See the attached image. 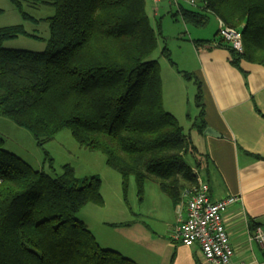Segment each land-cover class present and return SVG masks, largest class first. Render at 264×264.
Returning a JSON list of instances; mask_svg holds the SVG:
<instances>
[{"label":"trees","instance_id":"obj_1","mask_svg":"<svg viewBox=\"0 0 264 264\" xmlns=\"http://www.w3.org/2000/svg\"><path fill=\"white\" fill-rule=\"evenodd\" d=\"M197 9L179 8L187 24L205 26L210 14L243 34L239 51L218 31L213 39L242 60L264 64V0H198ZM23 17L37 18L25 4L52 5L49 35L25 25L0 27V116L28 129L44 145L63 128L91 150L102 151L123 179L134 176L141 193L155 179L174 203L198 181L206 154L163 101L161 65L152 58L159 47L147 12V0H11ZM43 39L41 51L5 47L20 36ZM161 54L172 64L169 48ZM188 78L191 75H187ZM194 126L207 127L203 92ZM194 158L192 166L186 156ZM34 168L5 148L0 136V264H140L104 247L78 217L89 203L104 204L99 175L79 179L71 164L56 171ZM129 225L130 222H124ZM257 224L252 225L255 230Z\"/></svg>","mask_w":264,"mask_h":264},{"label":"crops","instance_id":"obj_2","mask_svg":"<svg viewBox=\"0 0 264 264\" xmlns=\"http://www.w3.org/2000/svg\"><path fill=\"white\" fill-rule=\"evenodd\" d=\"M160 1L163 0H151L155 15L160 12L157 8ZM217 21L219 23V18ZM184 24L186 26L187 23L184 21ZM183 37L181 34L177 36L180 53H170L176 65L162 55L167 64H164L165 71L161 67V74L162 79L164 73L168 80L171 78L175 86L187 87L178 66L190 73L189 83L195 93L198 83L201 85L206 128L214 131L206 134L193 128L201 135L202 150L190 132L199 151L206 154L204 161L194 170L209 184L212 200L238 197L223 216L234 249L233 262L264 264L263 246L250 239L253 224L264 228V64L242 60L237 67L233 65L227 48L218 46L216 42L195 43L197 40H210L209 37H193L192 33L186 40ZM183 43L188 44L187 48H182ZM182 100L179 98L176 102L174 97L171 103L174 107L166 108L163 79L165 108L172 114L178 115L177 111H180L188 117L185 99ZM176 103L182 109H173ZM187 190H184L181 201L166 206L160 225L152 226L138 219L104 221L105 225H112L118 235L116 240L112 237L106 239V247L116 249L140 264H213L205 258L199 245L187 246L174 238L181 217L184 219L187 215ZM168 212L170 217L166 215ZM124 222L130 224L123 225Z\"/></svg>","mask_w":264,"mask_h":264},{"label":"rangeland","instance_id":"obj_3","mask_svg":"<svg viewBox=\"0 0 264 264\" xmlns=\"http://www.w3.org/2000/svg\"><path fill=\"white\" fill-rule=\"evenodd\" d=\"M147 2L150 22L156 30L161 32L159 34V47L152 58L159 61L164 71L166 68L164 64H167L161 54L164 45L169 48L170 53L172 51L174 55H178L180 53L178 35H183L185 40L189 38V33H192L193 37H209V39H213L217 33L216 31H218L219 23L214 14H210L208 24L203 27H195L190 24H186V27L176 1H160L157 4V8L160 10L158 15H155V8L151 9V0H147ZM178 2L188 8H198L197 5H192L185 0H178ZM25 10L37 18L41 17L44 19L39 23L27 20L11 0H0V27L23 24L30 33L47 37L49 35V23L46 18L54 15L55 8L48 4L33 6L26 3ZM4 46L41 51L47 47V42L43 39L23 35L6 41ZM182 46L185 49L188 44L183 43ZM177 68L185 76L184 83L187 87L175 86L172 83L173 80L171 78L168 80L164 73L166 108L170 110V108L174 107L171 104L174 102V97L176 102L179 98L181 102H183V98L185 99L189 116L186 117L180 111H177L178 115L174 114L183 124L185 133L191 132L199 149L202 150L204 146L200 141L201 135L193 130L195 122L199 121L198 115L201 113V107L198 106L196 100L198 90L195 93L193 86L189 83L190 78L187 75H190V73L179 69L178 66ZM202 102L204 104L203 97ZM203 108L205 109L204 105ZM173 109L182 108H179V104L176 103ZM0 136L5 139V148L7 150L18 154L34 168H44L46 171H53L50 163V158H53V165L58 172L62 171L63 165L69 163L75 168L76 175L81 180L94 175L100 176L104 204L89 203L81 210L78 217L85 222L104 247L107 245L106 239L112 237L111 239L116 240L118 237L117 233L113 231L112 225L109 227L103 223L104 221L118 222L126 219H138L144 220L152 226L160 225L162 224L160 218H162L161 216L165 212L166 206L173 202L171 197L161 190L159 183L153 178H149L145 182L143 191L140 193L135 177L131 176L125 191L122 175L107 164L105 154L102 151L91 150L82 146L73 136L71 128L61 129L53 139L44 145H39L28 129L17 125L8 117L0 116ZM186 160L192 166L195 165L194 158L191 155H187ZM160 211L162 213L158 215L157 213ZM150 212L151 214L148 216ZM166 215L168 217L171 216L169 212Z\"/></svg>","mask_w":264,"mask_h":264},{"label":"built area","instance_id":"obj_4","mask_svg":"<svg viewBox=\"0 0 264 264\" xmlns=\"http://www.w3.org/2000/svg\"><path fill=\"white\" fill-rule=\"evenodd\" d=\"M173 1L178 2V0ZM185 1L192 5H199L198 0ZM219 32L233 48L243 50L241 30L228 26L219 19ZM186 192L188 193L187 215L184 219L181 217L174 238L187 246L199 245L205 258L213 264H253L252 262H233L234 249L223 219L229 205L238 197L228 196L212 200L209 184L199 176L197 183ZM250 239L257 241L264 248V228L258 226L250 233Z\"/></svg>","mask_w":264,"mask_h":264},{"label":"water","instance_id":"obj_5","mask_svg":"<svg viewBox=\"0 0 264 264\" xmlns=\"http://www.w3.org/2000/svg\"><path fill=\"white\" fill-rule=\"evenodd\" d=\"M213 131L214 130L212 128L208 127V128L205 129L204 133H206V134H213Z\"/></svg>","mask_w":264,"mask_h":264}]
</instances>
